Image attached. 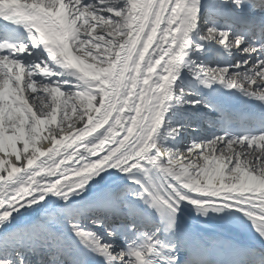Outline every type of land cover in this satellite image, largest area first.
<instances>
[{"label": "snow or ice", "instance_id": "6c2138e0", "mask_svg": "<svg viewBox=\"0 0 264 264\" xmlns=\"http://www.w3.org/2000/svg\"><path fill=\"white\" fill-rule=\"evenodd\" d=\"M232 3L241 6V0ZM0 18L23 24L30 42H0V222L45 192L63 189L67 198L105 168L130 173L147 164L164 174L160 184L141 185L136 193L151 207L174 213L178 201L198 193L190 200L194 205L219 198L264 224V132L216 136L183 152L156 141L170 86L199 24L198 0H0ZM200 38L245 56L258 51L242 46L243 37L229 29L207 27ZM39 45L71 70L78 91L65 94L60 83L33 80L37 72L55 75L46 63L28 67L17 58ZM200 71L206 86L219 82L264 102V55L255 63L243 59ZM29 93L46 95L37 104V95ZM58 112L69 121L67 131L63 120L57 124ZM41 141L50 146L43 149ZM225 148L231 149L226 157ZM72 230L114 264H151L146 253L153 252L152 244L146 252L114 253L93 233L77 225Z\"/></svg>", "mask_w": 264, "mask_h": 264}, {"label": "bare ground", "instance_id": "6f19581e", "mask_svg": "<svg viewBox=\"0 0 264 264\" xmlns=\"http://www.w3.org/2000/svg\"><path fill=\"white\" fill-rule=\"evenodd\" d=\"M200 37V33H194V31L190 33L192 46L187 50L188 53L181 61L176 78L170 86L171 95L165 102L166 111L161 127L156 134L157 144L173 151L183 152L192 144H189L184 150L180 149L179 137H182V133L173 124H175L177 118H180L178 116L183 114L185 106H198L199 104L195 93H190V96H186L181 94L180 91L183 90L182 87H184L186 81L183 78L192 73L191 70H187L191 65L188 60L189 55L194 51L195 47L198 48L201 43H206ZM87 62H91L90 58H88ZM48 68L55 75L42 77L37 72L33 76V80L36 83L45 80L60 83L65 94H71L79 90L76 85L80 82L71 74V70L64 68L52 59ZM159 70L158 66L157 71ZM183 73L185 75H182ZM28 95L37 94L29 93ZM44 95L46 94L39 93L37 95V104L40 102L39 97ZM62 99L63 97H61ZM47 102L50 103V99ZM48 110L50 109H46V111ZM69 115L74 116L70 109ZM62 120L67 131L66 125L69 121L64 118L63 112H58L57 124ZM171 129H177V131L170 134ZM57 131H59L58 128ZM44 134H47V129ZM39 144L43 149L50 146L47 141H41ZM17 147L21 148L22 144L18 143ZM230 152L231 149L225 148L223 156L230 155ZM3 155L4 153H0V156ZM216 155H220V153H216ZM249 159H252V156H249ZM66 163L71 162L67 161ZM154 170L162 176L164 175L158 168H153L147 164L142 165L140 169H134L130 173L121 172L116 168H105L92 176L82 190L67 192V198H65L63 189L60 192H45L43 199H38L36 203L19 208L17 211L12 212L5 221L0 222V262L6 261L7 264H41L49 256L53 258L54 255H57L60 246H66L72 250L74 247L76 248L77 243H81L80 238L72 230V225H77L82 230H84L83 226L87 230H89V227L97 228L96 231H98L97 226L109 221L111 214L115 215V213H119L122 210H127V214L131 218L127 214L124 215L133 222L148 226L153 218L151 206L136 193L141 190V185L145 187H155L157 185ZM116 187L121 188L112 193V189ZM200 195L193 193L184 201L190 202L192 198ZM122 197L123 201L121 200ZM217 202L222 201L219 198H211L208 203ZM88 218L97 219V221L94 223L88 222L86 220ZM86 232L93 233L92 231ZM16 256L18 257L17 259L15 258Z\"/></svg>", "mask_w": 264, "mask_h": 264}, {"label": "rangeland", "instance_id": "374dc122", "mask_svg": "<svg viewBox=\"0 0 264 264\" xmlns=\"http://www.w3.org/2000/svg\"><path fill=\"white\" fill-rule=\"evenodd\" d=\"M168 149H170V148H168ZM170 150H172V149H170Z\"/></svg>", "mask_w": 264, "mask_h": 264}]
</instances>
